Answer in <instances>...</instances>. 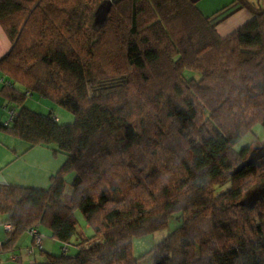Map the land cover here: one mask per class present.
Masks as SVG:
<instances>
[{"label": "trees", "instance_id": "1", "mask_svg": "<svg viewBox=\"0 0 264 264\" xmlns=\"http://www.w3.org/2000/svg\"><path fill=\"white\" fill-rule=\"evenodd\" d=\"M107 1L0 0L12 45L0 60L12 82L0 95L19 107L0 133L66 157L47 189L0 184V224L13 226L3 251L39 225L79 248L45 252L46 264H140L151 255L154 264H264V200L251 211L238 205L264 182V158L236 171L252 151L237 145L264 130V9L244 1L254 17L222 37L191 0H113L96 25ZM31 94L74 121L28 108ZM185 214L134 257L135 238Z\"/></svg>", "mask_w": 264, "mask_h": 264}, {"label": "crops", "instance_id": "2", "mask_svg": "<svg viewBox=\"0 0 264 264\" xmlns=\"http://www.w3.org/2000/svg\"><path fill=\"white\" fill-rule=\"evenodd\" d=\"M191 1L196 4L204 16L210 18L211 25L222 37H226L242 28L254 17L255 9H264V0ZM244 1L247 2L254 10L245 6ZM11 48V42L0 26V60H2L10 52ZM2 78H4L6 82H12L0 72V90L4 86H7L5 82H1ZM34 96L38 95L31 94L28 97L30 104H25V106L32 110L34 109L32 106L33 101L31 100H33ZM38 97L39 99L34 105H41L43 100L45 101V99L41 96ZM44 104V107L49 109V112L52 111L56 116L57 121L61 123V120L56 111H54V108L47 103ZM7 107L14 108L16 111L19 110V107L16 104L10 103L7 99L0 95V124L3 125L8 116ZM53 151L54 149L52 147L46 146L29 148V144L26 142L0 133V184L47 189L50 186V178L60 170L66 160V157L62 154L54 156ZM73 178V174L66 176V182L68 181L71 183ZM7 225L8 224H0V264H31V261L35 264H46L48 259L45 252L53 254V252H51L53 250L51 249H53V246H57L56 244L60 246L62 253L63 249L67 248L68 250L66 253L70 255L68 252L71 246L61 244L52 239L51 233L47 228L46 231L50 239L45 241L47 237L44 236L41 250H36L33 254H29L28 250L33 244V238L28 231L21 236L13 250L3 251V245L8 240L9 234ZM42 227L43 226L39 227L40 232L42 231ZM81 233L87 237L92 235L87 228L84 230L81 229ZM44 234L46 233L44 232ZM73 242L77 243L78 241L73 240ZM73 249L77 251L76 248ZM75 251L72 255L76 254ZM16 255H19L20 262L16 261Z\"/></svg>", "mask_w": 264, "mask_h": 264}, {"label": "rangeland", "instance_id": "3", "mask_svg": "<svg viewBox=\"0 0 264 264\" xmlns=\"http://www.w3.org/2000/svg\"><path fill=\"white\" fill-rule=\"evenodd\" d=\"M97 19V17H96ZM96 25H98L99 23H101V21H98V22H95ZM218 32V31H217ZM229 36V35H228ZM227 37V36H226ZM187 77L190 78V77H196L199 79L198 75H195V74H192V73H187ZM39 97L38 96H34L33 100V103H32V106H33V109L34 111L38 112V113H41V114H48L49 113V109H47L46 107H44V103H47L48 105L52 106L54 108V111H56L58 117L60 118L61 120V123L62 124H68V123H71L74 121V117L71 113H69L67 110H65L64 108L62 107H58V106H54L52 105L51 103H49L48 101L46 102V100L42 102V104H36L34 105L35 103H37L36 101H38ZM30 100H26V104H30L29 102ZM264 142V130L261 126H256L252 133L251 134H248L236 147V149L238 151L242 150L243 148H247V147H251L252 150L255 148V147H259L260 145H262ZM251 153V152H250ZM249 153V154H250ZM248 154V156H249ZM68 182V181H67ZM227 189V187H223V188H219L218 192H223ZM71 193V186H70V182L67 183V187H66V194L67 195H70ZM68 199V196H66V200ZM76 215H77V218L80 222V229H85L87 228L88 231L93 234L92 230L90 228L87 227V224H86V220L85 218L83 217V215L77 211L76 212ZM190 216V214H185V215H182V216H179V217H176V219L171 222V224H169V227L165 230H161V231H158L154 234H150V235H146V236H143V237H138V238H135L134 241H133V246H132V249H133V255L134 257L136 258H139L141 256H143L144 254H146L147 252H149L152 248H154L156 245H158L160 242L163 241V239L170 233L172 232V230H174L176 227L180 226L181 223H183L188 217ZM42 233L44 236H46L47 238L45 239V241L49 240L50 237L48 236L47 234V231H46V227H42L41 229ZM44 232L46 234H44ZM89 237V236H88ZM57 246H53V254H60L62 253L61 251V248L58 244H56ZM70 250H69V254L72 255V253L75 251L73 248H76V250L78 251L77 247L74 246V245H70ZM77 251H75L77 253ZM140 264H154V257L151 255V256H148L147 258H145L144 260H142L140 262Z\"/></svg>", "mask_w": 264, "mask_h": 264}, {"label": "water", "instance_id": "4", "mask_svg": "<svg viewBox=\"0 0 264 264\" xmlns=\"http://www.w3.org/2000/svg\"><path fill=\"white\" fill-rule=\"evenodd\" d=\"M113 0H108L107 2L103 3L98 11H97V19L96 22L101 21L103 22L111 9ZM264 158V142L259 147H255L249 156L238 166L236 171H240L246 166L251 165L252 163ZM264 200V182L252 188L248 191L246 196L239 201L238 205L251 211L256 208V206Z\"/></svg>", "mask_w": 264, "mask_h": 264}, {"label": "built area", "instance_id": "5", "mask_svg": "<svg viewBox=\"0 0 264 264\" xmlns=\"http://www.w3.org/2000/svg\"><path fill=\"white\" fill-rule=\"evenodd\" d=\"M1 82H3V83L5 82L7 85H11V83L10 82H6L4 78L1 79ZM7 112H8V116H7V120L4 122V125L5 126H10L13 123V121H14L16 115H17V111L14 108L7 107ZM56 120H57V118H56ZM7 229L9 230V232H12L13 231V226L8 224L7 225ZM29 233L31 234V236L33 238V244L29 248L28 252H29V254H33L34 251L42 249L44 235L39 231V225H36L33 228H31L29 230ZM63 251L66 252L67 248H64ZM15 259H16L17 262H20L19 255H16ZM31 264H35V263L33 261H31Z\"/></svg>", "mask_w": 264, "mask_h": 264}]
</instances>
